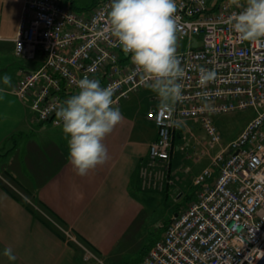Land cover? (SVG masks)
Here are the masks:
<instances>
[{
  "label": "built area",
  "instance_id": "1",
  "mask_svg": "<svg viewBox=\"0 0 264 264\" xmlns=\"http://www.w3.org/2000/svg\"><path fill=\"white\" fill-rule=\"evenodd\" d=\"M177 57L181 61L183 101L171 114L159 104L147 111L157 137L141 167V179L162 186L171 166L174 133L185 121L198 123L211 147L222 145L215 121L221 113L253 109L240 133L199 171L197 197L173 213L163 236L154 241L143 264H264V38L243 41L228 23L243 11L246 0H175ZM111 0L78 10L65 0H25L15 37V53L38 60L22 67L15 93L30 99L34 119L62 125L57 106L78 93L87 76L113 89V106L146 82L112 35ZM199 68L215 70L214 81L202 86ZM147 83H151L148 81ZM212 107H204V94ZM175 120L179 126L171 125ZM15 190V189H14ZM16 191V190H15ZM17 192V191H16ZM60 227V226H59ZM67 242L95 257L70 229L60 227Z\"/></svg>",
  "mask_w": 264,
  "mask_h": 264
},
{
  "label": "crops",
  "instance_id": "2",
  "mask_svg": "<svg viewBox=\"0 0 264 264\" xmlns=\"http://www.w3.org/2000/svg\"><path fill=\"white\" fill-rule=\"evenodd\" d=\"M24 1L0 0V264L100 263L85 260L61 236L60 227L83 236L105 264L133 263L150 243L142 242L136 225L144 207L151 208L160 194L144 195L138 186L140 164L157 137L156 125L145 112L143 118L126 115L103 141L109 155L106 163L86 176L77 175L62 125L34 119L30 99L15 93L20 69L40 63L15 53ZM5 75L11 77L9 85L3 82ZM176 164L172 158L168 177L177 174ZM4 184L51 210L48 213L60 227L46 225ZM6 248L12 249L15 260L3 254Z\"/></svg>",
  "mask_w": 264,
  "mask_h": 264
},
{
  "label": "clouds",
  "instance_id": "3",
  "mask_svg": "<svg viewBox=\"0 0 264 264\" xmlns=\"http://www.w3.org/2000/svg\"><path fill=\"white\" fill-rule=\"evenodd\" d=\"M233 3L240 6L239 0ZM177 6L175 0H111L108 20L112 35L124 53H131V62L160 98L159 110L171 114L182 102L181 61L177 57ZM243 41L264 38V0H246L243 11L228 21ZM199 82L207 86L216 78L215 70L198 69ZM150 81L151 83H147ZM5 85L11 77L5 75ZM78 93L57 106L56 116L68 138L69 162L79 176L103 165L109 158L103 143L122 120L119 108L113 106V89L101 87L100 81L84 76L77 82ZM204 107L211 109V98L204 94ZM171 125L179 126L175 120ZM15 260L11 248L3 253Z\"/></svg>",
  "mask_w": 264,
  "mask_h": 264
},
{
  "label": "rangeland",
  "instance_id": "4",
  "mask_svg": "<svg viewBox=\"0 0 264 264\" xmlns=\"http://www.w3.org/2000/svg\"><path fill=\"white\" fill-rule=\"evenodd\" d=\"M68 4L71 2L78 10L89 9L96 0H65ZM30 65V64H28ZM160 104V98L151 89H141L130 93L123 98L115 107L119 108L122 118L131 116L143 118V113L156 105ZM126 116V117H127ZM254 116L253 109H244L239 111L221 113L215 116V121L223 135L222 145H226L230 140L235 138L247 122ZM222 145L210 146L209 141L205 136V132L201 126L194 121H185L180 128L174 133L173 148L171 157L174 158L176 164L175 177H168V169L162 186H149L140 176L141 167L147 164L148 158L140 164L138 186L144 195L153 193L156 194L158 200L153 202L151 208L144 207V214L138 221V233L141 235V240L145 244L148 243L141 257L134 261L126 262L125 264H143V258L149 245L159 237L163 236L165 224L171 218L174 211L185 209L197 197V186L194 184L196 174L202 168L211 163L213 156L221 149ZM23 197L38 209L43 215L48 217L55 225L59 223L50 216L39 204L29 201L26 196ZM162 197V198H161ZM59 226V225H58ZM143 238V239H142ZM138 240V241H137ZM135 241V244L140 242V238ZM85 245V244H84ZM81 247V246H80ZM85 259L84 249L80 252ZM95 257L85 259L93 262L105 264L99 255L95 253Z\"/></svg>",
  "mask_w": 264,
  "mask_h": 264
},
{
  "label": "trees",
  "instance_id": "5",
  "mask_svg": "<svg viewBox=\"0 0 264 264\" xmlns=\"http://www.w3.org/2000/svg\"><path fill=\"white\" fill-rule=\"evenodd\" d=\"M99 0H96L95 1V3L93 4V5H95L97 2H98ZM72 4V3H71ZM73 5V4H72ZM92 5V6H93ZM91 6V7H92ZM73 7H74V5H73ZM4 186L6 187V189L8 190V192L14 197V198H16L17 200H19V201H21L24 205H25V207L30 211V212H32L34 215H36L40 220H42L46 225H48V226H50V227H52L53 229H56V227H55V225H54V223H52V221L49 219V218H47L45 215H43L40 211H38V209L36 208V207H34L33 205H32V203H29L21 194H19L18 192H16V191H14L11 187H9V186H7L6 184H4ZM46 206H44V208H45ZM46 210H48V212L50 213V211H49V209L46 207ZM50 214H52V213H50ZM53 216V215H52ZM56 217V216H55ZM57 218V217H56ZM58 222V221H57ZM168 222V221H167ZM59 223V222H58ZM63 223V222H62ZM59 224H61V223H59ZM167 224V223H166ZM165 224V225H166ZM63 232V231H62ZM61 231H60V234H61V236H63L64 238H65V235H64V233H62ZM78 239L83 243V244H85L86 246H88L89 248H90V246H89V243H88V241L83 237V236H81V235H78ZM70 243V245H72L73 247H75L76 248V250H78V251H82V248L76 243V242H73V241H71V242H69Z\"/></svg>",
  "mask_w": 264,
  "mask_h": 264
}]
</instances>
